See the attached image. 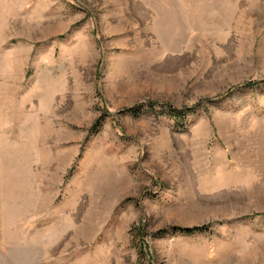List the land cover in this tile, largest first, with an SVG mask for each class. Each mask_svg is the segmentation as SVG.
Returning a JSON list of instances; mask_svg holds the SVG:
<instances>
[{"label":"rangeland","instance_id":"obj_1","mask_svg":"<svg viewBox=\"0 0 264 264\" xmlns=\"http://www.w3.org/2000/svg\"><path fill=\"white\" fill-rule=\"evenodd\" d=\"M0 264H264V0H0Z\"/></svg>","mask_w":264,"mask_h":264},{"label":"trees","instance_id":"obj_2","mask_svg":"<svg viewBox=\"0 0 264 264\" xmlns=\"http://www.w3.org/2000/svg\"><path fill=\"white\" fill-rule=\"evenodd\" d=\"M206 230L205 226H197V227H193V228H186L185 230H182L183 232L187 233V234H192L195 232H202ZM164 233V231H160L159 234Z\"/></svg>","mask_w":264,"mask_h":264}]
</instances>
